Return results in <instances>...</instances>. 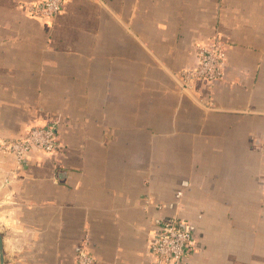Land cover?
<instances>
[{"label":"crops","instance_id":"crops-1","mask_svg":"<svg viewBox=\"0 0 264 264\" xmlns=\"http://www.w3.org/2000/svg\"><path fill=\"white\" fill-rule=\"evenodd\" d=\"M0 0V139L57 121L58 148L0 149V264H264V0ZM220 38L222 76L182 87Z\"/></svg>","mask_w":264,"mask_h":264},{"label":"built area","instance_id":"built-area-1","mask_svg":"<svg viewBox=\"0 0 264 264\" xmlns=\"http://www.w3.org/2000/svg\"><path fill=\"white\" fill-rule=\"evenodd\" d=\"M65 0H36L28 3L29 13L36 17L53 18L62 11ZM226 56L224 42L217 38L212 43L201 45L197 52V64L182 72V87L191 89L198 80L209 83L223 74L222 63ZM57 121L44 125L32 126L19 138L0 139V149L12 153L19 163L23 162L32 151L52 152L58 148ZM158 231L151 242L155 264H183L195 246V236L188 225L179 217L158 219ZM91 256L80 252L78 263L89 264Z\"/></svg>","mask_w":264,"mask_h":264},{"label":"water","instance_id":"water-1","mask_svg":"<svg viewBox=\"0 0 264 264\" xmlns=\"http://www.w3.org/2000/svg\"><path fill=\"white\" fill-rule=\"evenodd\" d=\"M0 241H1V239H0Z\"/></svg>","mask_w":264,"mask_h":264}]
</instances>
